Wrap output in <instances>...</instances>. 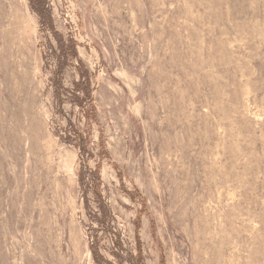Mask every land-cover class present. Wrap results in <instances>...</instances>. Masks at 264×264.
Wrapping results in <instances>:
<instances>
[{
  "label": "rangeland",
  "instance_id": "374dc122",
  "mask_svg": "<svg viewBox=\"0 0 264 264\" xmlns=\"http://www.w3.org/2000/svg\"><path fill=\"white\" fill-rule=\"evenodd\" d=\"M45 3L0 0V264H264V0Z\"/></svg>",
  "mask_w": 264,
  "mask_h": 264
},
{
  "label": "trees",
  "instance_id": "16d2710c",
  "mask_svg": "<svg viewBox=\"0 0 264 264\" xmlns=\"http://www.w3.org/2000/svg\"><path fill=\"white\" fill-rule=\"evenodd\" d=\"M31 1L34 3L35 6L36 5L39 6L38 7L39 9L38 8L37 9H38V11L40 13L44 14V12H46L45 0H31ZM49 25L52 26L51 22H49ZM60 51H61L62 59L59 58L58 63H59V69H61V72H62V70H63L62 67L64 65V62H66L67 57L70 54H72L73 56H77L76 52L74 51V42H72V46H71V50H70V48H68V46H66L64 44V41L61 39V41H60ZM61 72L57 75L58 79H59V75L61 74ZM81 78L82 79L78 83L75 84V89L73 90V94H72V101L81 108V110L83 111V114H84L87 122L96 121L97 114H96L95 108L90 106L91 104H89V107H87L88 106L87 102L92 100V94H91V91H90V83H89V79H88V76H87L86 72L82 73V77ZM57 86L59 88H62L60 79H59V83H58ZM59 88H58V90L56 92H57V100H58L59 106L61 107L63 102H64V100L61 98V95H60V92H59ZM80 94H84V96L81 97ZM89 139H90L89 136L84 137V135H82V133L79 134L80 148L83 149V151H86L87 145L89 143ZM93 179H94L95 182H97L99 180L98 174H94L93 175ZM82 181H84V179H82ZM96 196H97V198L99 200V207H100V211H101V214H102L100 221H102L104 219L106 220L107 216H108V206L102 200V196L99 194L97 189H96ZM143 205H144V203H143ZM115 247L117 248V251H118L117 253H115V257L117 258L118 263L122 264V253L125 250L123 248V245L121 244V239L120 238H116ZM91 252H92V255H93V258H94V261H95L96 264H113V263L107 261L103 257V255L100 252L98 242L95 241L92 244ZM127 257L131 258L130 259V264H143L142 251L135 258H133V255H131L129 253L127 254Z\"/></svg>",
  "mask_w": 264,
  "mask_h": 264
}]
</instances>
